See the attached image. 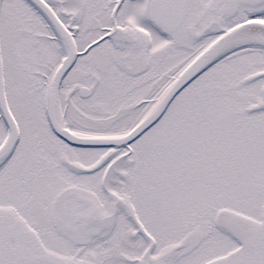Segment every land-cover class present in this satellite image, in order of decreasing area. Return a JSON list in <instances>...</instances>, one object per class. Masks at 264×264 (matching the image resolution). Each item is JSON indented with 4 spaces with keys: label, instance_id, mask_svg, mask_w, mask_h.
I'll return each instance as SVG.
<instances>
[{
    "label": "snow or ice",
    "instance_id": "snow-or-ice-1",
    "mask_svg": "<svg viewBox=\"0 0 264 264\" xmlns=\"http://www.w3.org/2000/svg\"><path fill=\"white\" fill-rule=\"evenodd\" d=\"M0 264H264V0H0Z\"/></svg>",
    "mask_w": 264,
    "mask_h": 264
}]
</instances>
